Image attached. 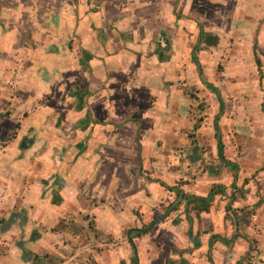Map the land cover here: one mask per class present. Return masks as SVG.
Wrapping results in <instances>:
<instances>
[{"label":"crops","instance_id":"crops-1","mask_svg":"<svg viewBox=\"0 0 264 264\" xmlns=\"http://www.w3.org/2000/svg\"><path fill=\"white\" fill-rule=\"evenodd\" d=\"M0 7V264H264V0Z\"/></svg>","mask_w":264,"mask_h":264},{"label":"rangeland","instance_id":"rangeland-1","mask_svg":"<svg viewBox=\"0 0 264 264\" xmlns=\"http://www.w3.org/2000/svg\"><path fill=\"white\" fill-rule=\"evenodd\" d=\"M255 3V5H256V2H254ZM240 6L242 7V4L240 3ZM257 7V6H256ZM5 17V19L3 20V23L2 24H4V26H5V28H6V16H4ZM264 21V20H263ZM5 28H4V30H5ZM263 29H264V25H260V27L258 28V30H257V34H261V32L263 31ZM1 31V33H0V39H2V38H4V35H3V31L2 30H0ZM0 47H3V43L2 42H0ZM0 62H2V64L0 65V75H2V74H4V72L3 71H1V69H5V65H4V63H3V61H1L0 60ZM262 64V60L260 61V65ZM234 65H235V67L236 68H239V66L237 65V63H234ZM0 85L1 86H5L6 84L5 83H2V82H0ZM236 86H239L238 84H236ZM1 89V88H0ZM3 96H5V95H3ZM3 96L1 95V90H0V107L2 106V101H3ZM238 97H240V94H238ZM236 98H237V91L235 90V88H233V105L235 104V102H236ZM6 103V102H5ZM5 103L3 104V105H5ZM86 199H89V200H91V201H94V198H93V196H89L88 195V193H87V195H86ZM200 205V204H199ZM200 208L202 207V206H199ZM248 210V209H247ZM80 232H82L81 230H80Z\"/></svg>","mask_w":264,"mask_h":264},{"label":"water","instance_id":"water-1","mask_svg":"<svg viewBox=\"0 0 264 264\" xmlns=\"http://www.w3.org/2000/svg\"><path fill=\"white\" fill-rule=\"evenodd\" d=\"M5 1L7 2L8 0H0V3H1V2H5ZM1 12H3V8H1ZM4 16L7 17L8 14H7V13H4V14L1 13V14H0V26H1L2 22H3V20L5 19Z\"/></svg>","mask_w":264,"mask_h":264},{"label":"flooded vegetation","instance_id":"flooded-vegetation-1","mask_svg":"<svg viewBox=\"0 0 264 264\" xmlns=\"http://www.w3.org/2000/svg\"><path fill=\"white\" fill-rule=\"evenodd\" d=\"M6 13V12H5ZM0 14H1V7H0ZM3 14V13H2ZM3 23V22H2ZM2 26H3V24H1V26H0V30H2L1 28H2ZM4 28H5V26H4ZM6 29V28H5ZM3 31V30H2ZM0 33H1V31H0ZM0 64H1V62H0Z\"/></svg>","mask_w":264,"mask_h":264},{"label":"clouds","instance_id":"clouds-1","mask_svg":"<svg viewBox=\"0 0 264 264\" xmlns=\"http://www.w3.org/2000/svg\"><path fill=\"white\" fill-rule=\"evenodd\" d=\"M189 135H190V136H194V135H195V132L192 131V133H190ZM199 206H200V205H199ZM201 208H203V207H201ZM147 232H148V230H147Z\"/></svg>","mask_w":264,"mask_h":264},{"label":"trees","instance_id":"trees-1","mask_svg":"<svg viewBox=\"0 0 264 264\" xmlns=\"http://www.w3.org/2000/svg\"><path fill=\"white\" fill-rule=\"evenodd\" d=\"M197 207L199 208V210L201 209V208L199 207V205H198ZM203 209H205V208H203Z\"/></svg>","mask_w":264,"mask_h":264}]
</instances>
